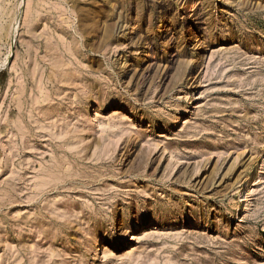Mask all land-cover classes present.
I'll return each instance as SVG.
<instances>
[{
	"label": "rangeland",
	"instance_id": "rangeland-1",
	"mask_svg": "<svg viewBox=\"0 0 264 264\" xmlns=\"http://www.w3.org/2000/svg\"><path fill=\"white\" fill-rule=\"evenodd\" d=\"M0 264H264V0H0Z\"/></svg>",
	"mask_w": 264,
	"mask_h": 264
},
{
	"label": "bare ground",
	"instance_id": "bare-ground-1",
	"mask_svg": "<svg viewBox=\"0 0 264 264\" xmlns=\"http://www.w3.org/2000/svg\"><path fill=\"white\" fill-rule=\"evenodd\" d=\"M166 30V29H165ZM167 32V31H166ZM168 34V33H167ZM163 35H165L166 36V34H165V31L163 32ZM164 36V37H165ZM200 59V58H199ZM198 59V60H199ZM197 60V59H196ZM195 60V61H196ZM255 168V167H254ZM256 169V168H255ZM257 171V170H256ZM251 182H252V175L251 174H249L248 175V178H247V180L245 181V182H243L242 183V185H241V187H242V189H247L248 187H250L251 186ZM242 191L240 190V192L238 193V197H236L235 199H234V206L236 207V209L237 210H239L240 209V206H241V203H242V201H243V197L244 196H242V193H241Z\"/></svg>",
	"mask_w": 264,
	"mask_h": 264
}]
</instances>
